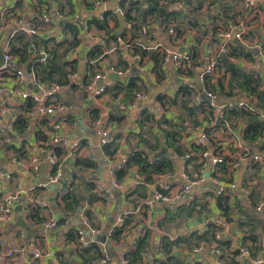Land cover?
Listing matches in <instances>:
<instances>
[{
	"label": "crops",
	"instance_id": "obj_1",
	"mask_svg": "<svg viewBox=\"0 0 264 264\" xmlns=\"http://www.w3.org/2000/svg\"><path fill=\"white\" fill-rule=\"evenodd\" d=\"M110 1L106 2L104 7L92 10L78 5L74 12L75 20L80 24H85V20L88 17L92 15L98 17L100 13L109 10L106 6ZM141 1L145 4L144 0ZM158 1L159 4H164L170 0ZM184 1L176 0L169 6L171 11H182L185 15L183 20L172 19L166 26L159 22H152L150 26H147L149 31L141 25V30L139 31L140 38H135V43L138 42L142 47L141 49H146L149 53L157 52L163 55L159 76L153 72V62L149 57H145L141 63L133 60L135 54L130 50L132 41H130L129 32L125 33V39L121 42L117 44L109 42L105 46L104 33L92 28L89 33L86 31L82 32L81 37L84 44L76 55L71 56L77 63L75 73L69 78V84L60 87L59 92L50 98V101L56 107L52 118L66 124V127L62 128L60 136L68 139L70 142L87 143L91 141L94 144L92 154L98 165L97 178H93L95 173L92 172V174L90 171L83 174V177L90 182L95 180L93 193L100 200L91 205L86 202L82 203L78 208L80 209L79 220L74 218L75 212L72 214L66 213L57 204L59 195L64 192L63 185L69 177L72 159L64 162L62 166L63 183L61 185L49 181L53 174V169L48 165L46 154L39 155L40 167L38 172L28 174L23 172L22 165L25 164L29 154L34 153L36 147L40 144L43 145L48 139V120L37 115L28 118L23 113L24 105L28 99L21 98L18 91H31L28 88V83L25 81L19 83V80L12 72H1L0 86L3 91L0 93V142L4 147H0V176H3L0 177V201L18 183L22 185L24 191L19 194L17 201L12 206V220L6 223L0 215V264H26L27 258L31 256L32 251L35 249H40L42 256L34 260L32 264H101L100 259L93 258L94 254L92 251L84 254L78 247V239L76 237L78 230H82L86 237H91L89 231L83 227L80 219L82 209L88 210L90 214L89 224L99 231L98 235L93 237L94 244L97 246L104 239H107L113 228L117 227L118 218L123 211L132 210L133 225L130 226L131 230L123 239L124 250L127 253L134 250L137 239L147 231L149 232V248L147 249L148 253L143 260V264H154V259L161 256L159 246L163 237L168 236L171 239L194 232L202 226V223L206 219L215 221L218 220L216 218L222 217L216 204L217 198L221 197L220 194L227 193L229 197V199L227 198L228 205L232 208H235L238 203L245 206L249 205L250 202L246 200L242 192L227 189L230 183L233 182L238 185L243 179L247 178L250 173L249 164H255L261 168L262 177L260 175L257 183L252 185V191H254V194L259 193L262 199H264V147L262 146L264 141L258 140V142L253 143L254 147L250 148L249 154H247L244 161H236L237 167L230 169L228 166L234 163L235 160V156L233 157V155H238L239 152L231 146L234 138L222 126L211 132V142L206 146L210 156H212L213 148L216 147L225 158L224 163L221 165V185L217 186L210 180V176L212 175L210 157L203 163L205 181L193 186L191 195L174 206L154 204L151 209H148L141 205L142 199L150 193L155 176L151 183L143 185V179L139 175L137 167L129 169L124 179L118 182L119 187L111 185L113 179L111 171L115 168L120 169L126 162L128 155L138 148L136 146L138 142L136 135L140 132V129L137 125V119L140 113L145 110L154 114L157 120L165 117L169 121L182 124L183 132L181 133L180 144L184 152L190 151L192 144H197L200 134L196 133L194 128L191 127V121L187 120L184 111L178 106L164 105L162 103L165 106L163 108L160 104L161 102H159L162 100L159 98L172 99L180 89L188 86L195 92L193 93L194 105H199L204 101L208 102L202 97L204 92L201 89L199 90L200 87L197 82L198 71L195 68H204L217 49V41L213 37L214 34H212L214 27H217L216 30H226L235 25L243 26L241 39H234L238 41L237 43L232 41L229 53L239 55L240 51L244 49L251 55L250 60L249 58L245 59L236 56L228 58V63L233 65L232 69H229L227 64L226 68L217 67L215 69L213 77L208 82L214 85L218 80H222L225 86L224 92L227 94V96H221L219 92H215L217 97L216 103L221 108L225 104H232L236 105L234 107H238L237 104L240 102H244L248 107H255L256 98L253 92L236 86L229 89L226 86L230 73L235 68L239 72L248 74L253 78L257 77L259 79L257 91L264 93V0H258L251 8L246 6L247 0H221V4L215 6L204 5L201 10H193L192 6H195L194 3L188 7L183 5ZM74 2H78V0H74ZM116 2L118 0H115ZM49 5L50 7L46 8V5H41L38 0H0V48L2 47L3 49L6 45H9V40L14 37L15 32L20 31L21 26H24L16 25L15 19L22 17L25 21L32 22L38 15V11L50 10L57 12L59 5L55 0H49ZM191 10L192 12H189ZM115 16L118 19L119 27L129 28L125 23L123 13H115ZM121 16L123 20L120 19ZM55 17L52 18V24L48 26L49 33L52 36L59 35L61 32V27L57 24L59 15L57 14ZM221 17H225V19L217 21ZM195 22L197 25H195ZM107 23L108 27L113 31L118 30L114 19L108 17ZM54 25L56 26L55 29ZM155 32L158 34V39L151 40L150 36ZM86 34H89V36ZM157 42L171 54L189 53V60L183 62L178 68L171 58L165 55L163 49L157 51L149 50ZM127 44H130V46L126 47ZM90 45H100L102 50V56L99 57L97 62H92L91 69L87 68L86 65V53L83 58L78 57L82 48L86 46L88 51L91 47ZM233 45H236V47L233 48ZM30 54L33 57L36 56L33 53ZM12 57V66L16 70L26 72L30 59L21 62L18 57L13 55ZM255 65L258 66V69L254 68ZM91 70L95 74L102 73L104 79L92 83L95 74ZM133 78H138L136 85L140 90L117 92V84L125 86ZM102 87L105 89L104 92H100ZM138 94H143L144 98L140 99L137 97ZM162 102L165 101L163 100ZM117 112H121L123 117L122 122L120 124H110L108 122L109 116ZM261 114H264L263 110ZM20 115L26 118V126L22 133L18 134L13 130V124ZM202 118H204V114L199 113L197 121L200 122ZM182 120L183 122H181ZM234 125L232 129H239L243 132L244 121L238 120ZM151 131L153 132V136L150 134ZM151 131L146 132L144 137L153 144L154 138L161 137V130L153 126ZM69 135H73L76 138L73 140L69 138ZM116 135H120L121 137L119 150L112 159H107L97 143L103 138L112 139ZM40 136L44 140L46 139V141L40 140ZM242 141L243 139L240 140V142ZM22 146L27 156L21 160L17 158L15 149ZM166 152L173 156V152L170 149ZM166 152L164 150L161 151L157 157L162 156V154L164 155ZM188 155L172 157L174 169L171 172V179L166 181L171 187L180 185L181 171L184 167H187L191 172L194 162L186 163L185 160ZM100 163H106L105 171ZM5 175H11V178L5 179ZM107 176L109 177L110 185L117 190L120 196L118 213L114 215L116 198L106 182L105 177ZM46 184L47 189L44 190L40 187V185ZM138 186L143 188L140 196H138L140 192H137ZM98 189L101 190V193L97 192ZM84 200H86L85 197ZM35 201L40 202L41 205L37 206ZM195 202L204 204L205 210H202L201 214H197L190 220H187L185 218V211H180V208L183 206L188 207ZM53 207H56L60 217L64 218V224H58L57 219L59 217L56 216ZM30 208H37L43 220L54 218L57 221V227L47 231L40 225L41 222L35 224L30 219ZM168 210L174 211L172 214L177 217L168 225V230H164L159 228L158 225L166 218ZM234 210L236 213V209ZM196 217H202L203 222L192 225L187 231H184L183 228L186 227L187 223ZM231 217L234 218L233 224H227L223 221L227 227L223 232V239L220 242L228 244V247L224 249L225 252L236 251L242 245L243 234L235 228L236 217ZM20 219H22L27 227L35 230L30 239L27 238L28 232L20 226ZM110 224H112V228L109 231H105ZM260 235H264V233H260ZM73 236L76 239H73ZM107 249L112 257V261L109 264H121L119 262L121 250L114 247L113 241L107 245ZM9 251L14 252L12 259L6 257V253ZM174 254L186 262V264H215L216 262L213 254L207 252L193 253L189 252L185 247L177 248L174 250ZM227 262L228 264H232V262L237 264L236 256L233 253L230 254L227 257ZM239 264L252 263L241 261Z\"/></svg>",
	"mask_w": 264,
	"mask_h": 264
},
{
	"label": "trees",
	"instance_id": "obj_2",
	"mask_svg": "<svg viewBox=\"0 0 264 264\" xmlns=\"http://www.w3.org/2000/svg\"><path fill=\"white\" fill-rule=\"evenodd\" d=\"M95 1L97 0H78V2H74V0H55V2L59 5L57 13L60 17L57 20V24L61 27L60 34L52 36L51 33H49L47 36L28 37L23 33H18L14 38L9 40L10 54L18 57L21 62H25L30 59L28 61L27 70H33L35 72L38 83L63 87L69 84V78L76 71L77 61L72 59L71 56L74 55L76 50L81 48L84 44L81 37L83 31L89 33L92 28H95L96 30L103 32L105 46L109 42L117 44L118 38L124 40L125 33L129 32L130 41H132L130 49L131 52L135 55H140L142 57V61L145 57H149L153 62V72L159 76L161 73L163 55L157 52L149 53L146 49H141L142 47L140 44L138 42L135 43V38H140L139 31L141 30V25L147 29V26H150L152 22H159L166 26L172 19L183 20L185 15L182 11L175 12L170 10V4L176 0H170L164 4H159L158 0H144L145 4H143L141 0H118V5L122 10L125 23L129 26V28H122L118 26V19L115 16L113 9L106 10L101 14L103 16L102 21L99 20L96 15L88 17L85 20V24L73 21L74 12L76 11L78 5H81L88 10H92L94 9L93 2ZM98 1L106 3L110 0ZM38 2L41 5L45 4L46 8L50 7L49 0L43 2L38 0ZM192 3L195 4L194 7L192 6L193 10H201L204 5L215 6L221 4V0H185L183 5L188 7L191 6ZM43 12L38 11V15L32 20V25L36 28L38 27L40 30H44L48 27L39 20V17ZM189 12H192V10ZM108 17L116 21L117 31H113L108 27ZM224 19L225 17H221V19H218L217 21H223ZM195 25H197L196 22ZM216 29L217 27H214L212 30L214 39L215 34L218 31ZM147 31H149V29H147ZM235 47L236 45H233V48ZM31 52H35L36 54L38 52H43L47 57L41 64L32 63L33 58L37 57V55L33 57L30 54ZM240 52L241 53L239 55L227 53V55L220 57L218 59V62L220 63L218 67L226 68L228 58L233 56L243 57L245 59L249 58V60L251 59V55L248 54V51L246 52L242 49ZM85 56L87 68L91 69L92 62H97L99 57L102 56L101 46L93 45L88 49ZM93 74H95V72H93ZM137 80L138 78L130 79L125 86L117 84V92H121L123 90L128 92L132 90H140V88L136 85ZM208 81H206L204 85L207 91H212L214 93L219 92L221 96H227L224 92L225 86L222 80H218L214 85L209 84ZM258 82L259 79H257V77L253 78L248 74L239 72L237 68L232 70L226 86L229 89L236 86L238 88H242L243 90L253 92L256 98V105L255 107H251L252 110H250L234 107L236 105L230 106L231 104H225V106L220 110L222 120L219 122V125L221 126H224L226 123L230 128H233L236 121H244L243 140L250 145V147H254L252 144L258 142V140L264 141V121L260 118L262 110L264 111V93L257 91L259 87ZM193 93H195L193 89L185 86L179 90L174 98H159L160 100L165 101L159 102H161L160 104L163 108L165 107V104L180 107V109L184 111L187 120L191 121V127L195 129L200 124V122L197 121V115L199 113H203L204 118L209 119L214 117V112L209 107L208 102L204 101L199 105H194ZM162 103H164V105ZM32 107L33 102L28 99L24 105L23 113L26 114L29 112ZM122 120L123 117L121 112H117L109 116L108 122L110 124H120ZM181 122H183V120ZM137 125L140 129V132L136 135V137H138V142L136 143L138 148L133 150L128 155L127 160L122 167L116 170L114 176L117 182H121L124 179L130 168L137 167L138 173L143 179V185L149 184L153 181L154 176L171 173L173 171V156L183 157L185 154L189 153H191L190 155L192 156L189 155L185 161L186 163L194 162L190 174L196 173L197 169L200 167L199 154H201L206 147L198 144H192L190 151L184 152L180 144L182 138L181 133L183 132L182 124L169 121L165 117L157 120L154 114L145 110L140 113L139 118L137 119ZM25 126L26 118L23 115H20L13 124V130L20 134ZM153 126L161 130V137H157L156 139L154 138V143L152 144L144 137V134L151 131ZM152 131L150 134L153 136ZM41 139L43 142L46 141V139L44 140L42 136H40V140ZM120 139V135H116L113 137L112 141L101 148L103 155L107 159H112V157L119 150ZM84 145H86V143H80V147H83ZM262 146L264 147V142ZM0 147H4L1 142ZM169 149L173 152V156L166 152ZM163 150L166 153L157 157ZM54 151L57 157H60L64 153L62 149H55ZM15 153L17 154V158L21 160L25 159L27 156L23 146L15 149ZM70 166L71 170L69 172V177L63 185L64 192L59 195V201H57V204L61 207L62 211L72 214L81 206L82 203L86 202L91 205L94 202L99 201L100 198L93 193L95 189L93 180L92 183L83 177V174L90 171L91 173H95V175L92 176L96 179L98 172L97 163L95 161L91 162L81 156L79 152H75ZM253 168L254 172H258L260 170V166L258 167L255 165ZM54 172L55 171H53V174ZM252 176L253 175H251V178ZM142 189L143 188L141 186H138L137 192H140L138 196L142 194ZM84 197L86 200H82ZM260 199H262L260 194H254V191H252L249 205L245 206L238 203L235 208L228 205L227 198L218 197L216 200L217 207L222 217H236L235 228L243 234L242 245L247 246L250 249L252 257H256L260 253V249L257 245L259 243L260 233H264V210L258 214L255 210ZM234 209H236V213ZM181 210L185 211V218L190 220L197 214H201L202 210H205V205L200 202H195L188 207H181L180 211ZM29 211V214L31 215L30 219L35 224H38L43 220L40 217L39 210L37 208H30ZM172 212L174 211H167L166 218L158 225L159 228L168 230V225L171 224L177 217L172 214ZM84 215L88 220H90L88 210L84 211ZM131 225H133V217L131 215L124 217L123 224L120 227L113 228L111 232V240L118 242L120 239H124V233ZM217 231H219V228L213 223H209L205 226V229L201 234H198L197 232H190L181 236H176L173 240H170L168 236L163 237L159 246L162 257L160 256L155 258L154 264H186V262L174 254V250L185 247L190 252V250L202 243H211L214 241V236ZM76 237L73 236V239H76ZM218 243L222 248L224 247L223 249L228 247L227 243ZM148 248L149 232L146 231L137 239L134 250L126 254L128 264H143V255L148 253ZM80 250L84 254L92 251L94 259H102L100 248L95 244H92L87 249ZM233 254L234 256L236 255V253ZM232 264L235 263L232 262Z\"/></svg>",
	"mask_w": 264,
	"mask_h": 264
},
{
	"label": "built area",
	"instance_id": "obj_3",
	"mask_svg": "<svg viewBox=\"0 0 264 264\" xmlns=\"http://www.w3.org/2000/svg\"><path fill=\"white\" fill-rule=\"evenodd\" d=\"M258 0H247L246 1V6L248 8L253 7ZM106 3L101 2V1H95L93 2V8L94 9H99L101 7H104ZM115 13L122 14V10L120 9L118 2L115 3L114 7ZM58 13L55 11H50L46 10L42 13V15L39 17V20L44 23L45 25L49 26L52 24L54 18ZM102 13L99 14L98 18L99 20H103V16L101 15ZM59 15V14H58ZM54 16V17H53ZM60 17V15H59ZM56 18V17H55ZM57 19V18H56ZM73 21L75 20V17H73ZM15 24L21 26L20 31H16L15 35L18 33H23L27 35L28 37H35V36H47L49 33L48 27L44 30H40L38 27H34L32 25V22L25 21L22 17H18L17 19L14 20ZM56 26L54 25V29ZM86 33V32H85ZM243 34V26H233L230 29L226 30H218L217 33L215 34V39L217 41V49L214 52L213 57L211 60L207 63V65L204 68H198L196 67L195 70L198 71L197 73V82L199 83V90L201 89L202 92H204L205 96L209 99V107L213 110L214 112V117L205 119L202 118L200 120L199 126H197L194 130L196 133H199L200 136L197 140V144L206 147L207 144H209L210 138H211V132L214 129L219 128V122L222 120L220 110L225 106H219L216 103V94L212 91H207L204 87L206 81L213 77L215 73V69L218 67L220 64L218 62V59L220 57H223L229 53V48L232 45V41L234 39H241ZM14 35V37H15ZM89 36V34H86ZM13 37V38H14ZM151 40H157L158 39V34L155 32L150 36ZM122 40L118 38V42H121ZM91 47L93 45H90ZM130 44H127L126 47H129ZM164 51L165 55L167 57H170L171 60L176 64V66L179 68L180 65L189 60V53H176V54H171L167 49L162 48V45L157 42L155 46L151 49L150 51H157V50H162ZM80 50L78 48L75 52L74 55L77 54V52ZM3 56H4V61L7 62L4 65L0 67V74L3 71H9L15 74L17 79L19 80V83L25 81L28 83V85H32L33 87L37 88V93H34L32 91H18V94L21 98L23 99H30L33 102V107L29 110V112L26 113V116L29 118L31 116L37 115L38 117L46 118L48 120V139L46 143L44 142L43 145L40 144L36 147L34 153H30L28 158L26 159V162L24 165H22L23 172L28 174V173H36L39 170L40 167V157L39 155H44L48 157V165L53 169L54 174L50 177V182L51 183H58L60 179H62V166L64 162L67 160H71L73 158V155L75 152H79L81 156L84 158L88 159L91 162H94L95 159L92 154V150L94 149V144L91 141H88L86 145L83 147H80V142L74 141L70 142L66 138H62L60 136V132L62 128L66 124L61 123L59 121H56L55 119L52 118V116L55 114V109L56 107L52 102L50 101V98L59 92L60 86L57 85H47V84H40L37 82L35 72L33 70H27L26 72H23L21 70H16L12 64H13V57L10 54V47L9 45H6L3 49ZM34 55H37L35 59L32 61V63H43L46 59V54L43 52H38L37 54L35 52H31ZM134 61L137 63L142 62V57L140 55H135L133 58ZM12 63V64H11ZM255 69H258V66H254ZM104 79V75L102 73H97L93 77L92 83H96L100 80ZM104 87L101 88L100 92H104ZM3 91L2 87L0 86V93ZM137 97L140 99L144 98L143 94H138ZM230 106H233L232 104ZM239 108L243 109H250L252 110L251 107L246 106L244 102H240L237 104ZM260 118L264 121V114H260ZM222 128L229 133L231 137H233V143L232 147H234L239 154L238 155H233L235 156L234 163L231 165H227L230 167V169H235L237 167L236 161L243 162L247 154H249L250 151V145H248L244 140L240 142L241 139H243V132L242 130H234L229 127L228 124L222 125ZM113 139V138H112ZM112 139H106L103 138L100 140L98 143V147L102 148L103 146L107 145ZM55 149H62L63 154L60 157H57L55 154ZM191 153H189L190 155ZM187 156V158L189 157ZM211 158L210 166H211V176L210 180L212 183L215 185H221L222 182V177H221V165L224 163V157L222 154L219 152L218 148L214 147L212 150V156L209 155L207 152V148L199 154V159H200V167L197 169L196 173L190 174V171L187 167H184L181 171V183L180 185L176 187H171L169 184L166 183V181H169L171 179V173H165L164 175H156L154 182L151 185V190L150 193L148 194L147 197L143 198L141 201V205L145 206L148 209H151L154 204H163L166 206H174L175 204L179 203L180 201L185 200L187 197H189L191 194V189L193 186L197 185L198 183H203L205 181V175H204V161L207 160V158ZM255 164H249L248 168L250 170V173L248 174L247 178L243 179L240 184L236 185L235 183H230V185L227 187L229 190H237L240 191L244 194L245 198L247 201L250 202V196L252 193V185L254 183H257L258 179L260 178V175L262 177V171L261 168L258 172H254ZM116 168L111 171V176H112V182L111 185L113 187H119V183L115 179V172ZM251 175L252 178H251ZM3 177V176H0ZM5 179H10L11 175H5ZM95 182V180H93ZM42 189H47V184L46 185H40ZM24 191L22 185L18 183L12 191H10L8 194H6L0 201V215L4 218V221L6 223H9L12 218H13V210L12 206L13 204L17 201L19 194ZM97 192L101 193V190L98 189ZM106 193V192H105ZM222 193V192H221ZM234 193V192H233ZM222 198H228L227 193L220 194ZM35 204L37 206H40V202L35 201ZM256 213H260L264 210V199H261L255 208ZM85 209H82L80 213V219L83 224V227L86 228L89 233L91 234V237L88 238L85 236L84 232L82 230L77 231V239H78V247L80 249H87L89 248L92 244L95 243L93 237L98 235L99 231L92 227L89 222L87 217L84 215ZM133 211H123L121 216L118 218L117 227H120L123 222H124V217L132 215ZM209 223H213L215 226L219 228V231L216 232L214 236V241L211 243H202L201 245L193 248L190 250L193 253H201V252H207L210 254H213L216 258L215 264H228L227 262V257L232 254L236 253V260L237 264H239L241 261H249L252 264H264V235H260L259 237V243L258 247L260 249V255L256 257H252V253L250 249L247 246L240 245L236 251H231L228 252L219 245L218 242H220L223 239V232L226 229V224L219 221H210L209 219H206L203 223L202 226L198 229H196L194 232H197L198 234H201L203 230L205 229V226ZM40 225L47 231L55 229L57 227V221L54 218H47L41 221ZM131 230V227H128V230L124 233V237L129 231ZM174 238H171L170 240H173ZM111 233L107 236V239L105 240V243H100L99 248L100 252L102 254V259H101V264H109L112 261V257L107 249V245L110 244L111 242ZM124 240L120 239L118 242H114V247L117 249H120V255H119V262L121 264H128V260L126 258L127 252L124 250ZM147 255L144 254L143 258ZM42 256V251L40 249H35L32 251L31 256L27 258L26 264H32L34 260L40 258ZM6 257L8 259H12L14 257V252L9 251L6 253Z\"/></svg>",
	"mask_w": 264,
	"mask_h": 264
},
{
	"label": "water",
	"instance_id": "obj_4",
	"mask_svg": "<svg viewBox=\"0 0 264 264\" xmlns=\"http://www.w3.org/2000/svg\"><path fill=\"white\" fill-rule=\"evenodd\" d=\"M106 7H108L109 9H113V10H114V7H115V0H111V1L107 4ZM120 19L123 20V17L121 16ZM123 22H124V21H123ZM233 41H234L235 43L238 42L237 40H233ZM86 51H87V47L85 46V47L82 48V51L78 54V57L83 58V56L85 55ZM5 63H7V62L4 61L3 51H2V47H1V48H0V67H1L2 65H4ZM227 67H228L229 69H232L233 65H232L231 63H228V64H227ZM28 88H29L31 91H33L34 93H37V92H38V91H37V88L33 87L32 85H28ZM202 97H204L207 101H209V99H208L204 94H202ZM97 144H98V143H97ZM62 183H63V180L60 179V180L58 181V184L61 185ZM82 200H84V198H82ZM216 219H218V218H216ZM19 221H20V222H19L20 226L23 227V228L28 232V237H27V238L30 239V238L32 237V235L35 233V230L30 229L29 227H27V226L25 225V223H23L22 219H20ZM224 222H226L227 224H233V223H234V218H233V217H229V218H227V219H224ZM64 223H65L64 218H62V217L59 216V218H58V224H64ZM173 235H176V234H173ZM101 243H105V239H104Z\"/></svg>",
	"mask_w": 264,
	"mask_h": 264
},
{
	"label": "rangeland",
	"instance_id": "obj_5",
	"mask_svg": "<svg viewBox=\"0 0 264 264\" xmlns=\"http://www.w3.org/2000/svg\"><path fill=\"white\" fill-rule=\"evenodd\" d=\"M69 138L74 140L76 137H74L73 135H69ZM100 164H101L103 170L105 171L106 170V167H105L106 163H100ZM105 179H106V182L108 183V186L112 189V192L114 193V196L116 198V208L113 211V215H114L115 213H118V206L120 205V196H119V193L117 192V190L110 185L109 177L107 176V177H105ZM53 209H54L56 216L59 217L60 215H59L58 211L56 210V207H53ZM79 212H80V209H77L75 211V213H74L75 219L79 220ZM218 220L223 222L224 218L219 217ZM57 221H58V219H57ZM201 222H203V218L202 217H196L194 220H191L190 222H188L186 227L183 228V230L187 231V229L189 227H191L192 225L199 224ZM112 224H110V226H108V228L105 231H107V230L109 231L112 228Z\"/></svg>",
	"mask_w": 264,
	"mask_h": 264
}]
</instances>
